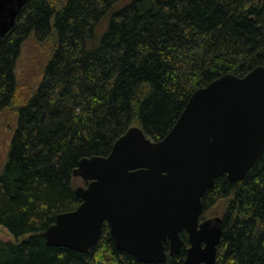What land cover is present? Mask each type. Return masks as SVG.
I'll return each instance as SVG.
<instances>
[{"label":"trees","instance_id":"16d2710c","mask_svg":"<svg viewBox=\"0 0 264 264\" xmlns=\"http://www.w3.org/2000/svg\"><path fill=\"white\" fill-rule=\"evenodd\" d=\"M121 1L27 0L0 37L2 110L17 98L24 41L55 36L0 174V224L15 237L0 236V264H153L119 250L107 224L88 252L47 243L57 215L81 203L74 169L108 155L130 127L162 139L199 87L264 65V0ZM215 206L223 229L215 264H264V150L242 180L216 179L202 217ZM183 260L181 251L159 264Z\"/></svg>","mask_w":264,"mask_h":264},{"label":"water","instance_id":"95a60500","mask_svg":"<svg viewBox=\"0 0 264 264\" xmlns=\"http://www.w3.org/2000/svg\"><path fill=\"white\" fill-rule=\"evenodd\" d=\"M27 0H0V37L15 26ZM264 150V65L226 73L199 87L170 132L155 140L139 126L106 156L74 169L85 185L81 203L45 231L49 245L88 252L108 224L116 247L146 263H165L190 242L184 264H215L222 217L202 218L203 197L216 179L242 180Z\"/></svg>","mask_w":264,"mask_h":264},{"label":"rangeland","instance_id":"374dc122","mask_svg":"<svg viewBox=\"0 0 264 264\" xmlns=\"http://www.w3.org/2000/svg\"><path fill=\"white\" fill-rule=\"evenodd\" d=\"M60 8L65 0H51ZM130 0H122L121 5ZM54 33L49 39L39 40L31 34L22 44L16 64L18 84L17 98L7 107L0 110V174L2 173L12 144L13 136L18 126L19 110L28 101L38 87L44 68L50 59L54 48ZM75 186L85 185L80 177L74 178ZM221 207H214L204 213V218L221 215ZM0 236L6 240L15 237L0 224Z\"/></svg>","mask_w":264,"mask_h":264},{"label":"flooded vegetation","instance_id":"af4514ba","mask_svg":"<svg viewBox=\"0 0 264 264\" xmlns=\"http://www.w3.org/2000/svg\"><path fill=\"white\" fill-rule=\"evenodd\" d=\"M108 225V224H107ZM108 227H109V225H108ZM109 230H110V228H109ZM183 232H186V230H184V231H182V233ZM181 233V234H182ZM182 238H183V236H182ZM183 240H184V244H183V247H182V250L181 251H183L184 252V260H183V264H184V261H185V258H186V256H187V248L189 247V245H190V242H189V239H188V242L183 238ZM120 250V249H119ZM166 250H167V252H168V258L169 257H171V256H173V255H170V253H169V243L167 242L166 243ZM122 251H124V250H122ZM125 252H127V251H125ZM128 253V252H127ZM130 254V253H129ZM175 255V254H174ZM133 256V255H132ZM168 258H167V260H168ZM166 260V261H167ZM166 263V262H165Z\"/></svg>","mask_w":264,"mask_h":264}]
</instances>
